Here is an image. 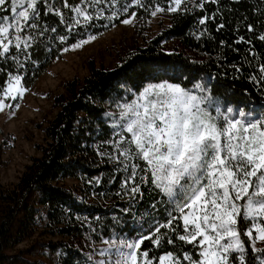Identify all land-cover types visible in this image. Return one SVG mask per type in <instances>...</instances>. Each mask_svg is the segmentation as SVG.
I'll use <instances>...</instances> for the list:
<instances>
[{"label": "trees", "instance_id": "trees-1", "mask_svg": "<svg viewBox=\"0 0 264 264\" xmlns=\"http://www.w3.org/2000/svg\"><path fill=\"white\" fill-rule=\"evenodd\" d=\"M49 2L60 7L66 19L75 15L59 0ZM196 2L191 12L173 13L167 25L129 51L117 66L91 67L82 80L65 83L68 96L54 97L57 111L43 127L45 143L38 145L40 154L24 165L12 188L0 183V264H36L30 256L52 264H87L86 257L101 242V234L134 236V228L144 223L149 212L164 219L165 206L159 203L162 198L150 183L142 187L143 198L131 202L121 189L124 174L115 171L117 165L100 154L110 151L103 143L112 132L113 117L107 114L115 116L117 105L129 102L147 83L168 79L189 88L202 83L210 89L209 95L225 104L252 112L264 110V82L253 83L250 79L258 75L264 61V41L259 38L264 35V0H219L217 4L205 3L204 10L197 8ZM77 3L82 4L83 0H68L69 5ZM145 3H159L167 8L166 0ZM38 6L39 27L32 33L35 38L31 46L19 55L18 61L0 59V86H6V75L19 72L24 85L32 87L46 68L61 57L65 47L121 23L94 21L69 34L60 17L46 14L43 3ZM133 11L139 27L145 30L151 7L145 10L131 6L127 15ZM206 14L215 18L201 25L199 18ZM0 15L10 12L0 11ZM123 18L126 17L120 19ZM105 23L107 27L103 26ZM220 24L224 27L219 28ZM61 36L67 37V43L61 41ZM241 36L248 43H236ZM168 41L173 44L172 49L164 47ZM234 65L241 70L236 71ZM1 144L8 147L9 136ZM67 180L73 184L67 185ZM153 203L157 204L155 211L151 208ZM126 208H130L127 213ZM92 228L96 231L92 232ZM172 239L173 245L165 240L155 253L163 255L182 246L183 250L191 248L176 240L174 234ZM27 240L33 241L31 246L17 248ZM146 247H153L151 241H145L142 250ZM246 247L250 248L247 242ZM257 255L250 252L248 260L253 261Z\"/></svg>", "mask_w": 264, "mask_h": 264}, {"label": "snow or ice", "instance_id": "snow-or-ice-1", "mask_svg": "<svg viewBox=\"0 0 264 264\" xmlns=\"http://www.w3.org/2000/svg\"><path fill=\"white\" fill-rule=\"evenodd\" d=\"M59 2L75 15L66 19L61 8L49 0H9L10 8L3 11L10 15H0V59L18 61L31 46L32 33L39 27L41 3L46 5V14L60 17L71 34L94 21L120 20L133 25L137 14L127 15L131 6L151 7L150 15L155 17L165 11L191 12L194 0H166L167 8L145 0ZM208 2L217 4L219 0H198L195 6L204 10ZM5 3L0 0V6ZM214 18L206 14L199 23ZM96 38L87 35L70 47L80 49ZM259 38L264 41V35ZM60 39L67 43V37ZM236 43L248 41L241 36ZM249 53L255 55L251 49ZM250 79L264 82V61L258 75ZM6 81V86H0V112L5 107L18 109L19 100L28 91L19 72L6 75ZM209 92L202 83L189 88L168 79L149 82L129 102L117 105L118 114H107L113 117L112 132L103 143L110 151L100 154L124 174L121 189L131 202L142 199V187L150 183L162 198L159 203L165 206V217L161 220L147 213L144 223L134 228V236L101 234L103 247L93 246L87 264H264V110H222ZM151 208L155 211L157 204ZM172 234L191 248L183 250L182 246L156 254L163 241L174 244ZM145 241H151L153 247L142 250ZM250 252L258 254L253 261L248 260Z\"/></svg>", "mask_w": 264, "mask_h": 264}, {"label": "rangeland", "instance_id": "rangeland-1", "mask_svg": "<svg viewBox=\"0 0 264 264\" xmlns=\"http://www.w3.org/2000/svg\"><path fill=\"white\" fill-rule=\"evenodd\" d=\"M8 2L9 0H6L5 5L0 6V11L10 6ZM172 14L165 11L155 17L151 16L145 30L139 27L137 20L133 25L119 23L97 34L94 41L80 49L72 50L69 47L67 52L63 51L61 57L46 68L32 87L27 88L23 99L19 100L18 109L9 110L5 107V110L0 112V183L4 188H12L24 165L29 163L32 156L40 154L38 145L45 143L43 127L57 111L54 97L68 96L65 83L71 79L82 80L89 74L91 67L114 68L129 51L143 45L167 25ZM163 45L166 49L173 48L169 41ZM214 99L222 110L232 107L236 111H251L244 107L225 104L215 97ZM114 112L118 114V107ZM5 136H9L10 144L8 147H1ZM66 184L70 186L73 182L67 180ZM32 243L33 241L27 240L20 243L17 248H28ZM99 247H103L101 242L96 246ZM29 258L36 261V264H44L43 262L52 264L44 258L39 260L33 256Z\"/></svg>", "mask_w": 264, "mask_h": 264}]
</instances>
